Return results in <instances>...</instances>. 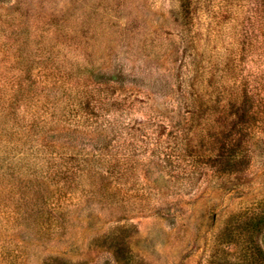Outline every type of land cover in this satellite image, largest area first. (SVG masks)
<instances>
[{
  "label": "rangeland",
  "instance_id": "374dc122",
  "mask_svg": "<svg viewBox=\"0 0 264 264\" xmlns=\"http://www.w3.org/2000/svg\"><path fill=\"white\" fill-rule=\"evenodd\" d=\"M0 264H264V0H0Z\"/></svg>",
  "mask_w": 264,
  "mask_h": 264
},
{
  "label": "trees",
  "instance_id": "16d2710c",
  "mask_svg": "<svg viewBox=\"0 0 264 264\" xmlns=\"http://www.w3.org/2000/svg\"><path fill=\"white\" fill-rule=\"evenodd\" d=\"M191 113H192V115H194V112L193 111Z\"/></svg>",
  "mask_w": 264,
  "mask_h": 264
}]
</instances>
